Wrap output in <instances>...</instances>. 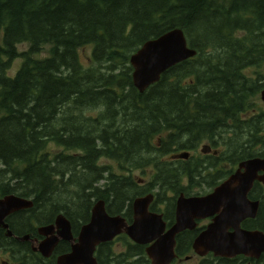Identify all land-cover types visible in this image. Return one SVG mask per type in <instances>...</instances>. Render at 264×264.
<instances>
[{
  "label": "trees",
  "instance_id": "obj_1",
  "mask_svg": "<svg viewBox=\"0 0 264 264\" xmlns=\"http://www.w3.org/2000/svg\"><path fill=\"white\" fill-rule=\"evenodd\" d=\"M227 4L0 0L3 179L15 173L33 188L37 205L53 216L63 213L77 227L89 221L99 200L111 215L130 221L134 199L144 194L134 172L155 168L149 192L157 191L159 175L176 170L163 158L194 143L229 133L231 157L246 156L255 141H264L262 117L243 118L257 94L243 69L264 55V0ZM174 29L185 32L198 55L141 94L133 84L132 55ZM46 46L48 56L36 57ZM88 47L84 65L80 51ZM20 58L21 68L9 77ZM103 159L117 161L125 174L99 166ZM124 240L129 248L115 264H151L144 247ZM110 247H100L99 264H113Z\"/></svg>",
  "mask_w": 264,
  "mask_h": 264
},
{
  "label": "flooded vegetation",
  "instance_id": "obj_2",
  "mask_svg": "<svg viewBox=\"0 0 264 264\" xmlns=\"http://www.w3.org/2000/svg\"><path fill=\"white\" fill-rule=\"evenodd\" d=\"M225 1L230 6L229 4L233 0ZM247 65L251 67L243 69V75L245 74L257 86L255 98L259 101L260 113L258 116L262 117L264 123V103L262 101V93L264 92V55L247 61L245 66ZM9 77L11 76L9 75ZM248 114L249 112L245 116ZM259 135L264 136V132ZM229 136L228 133V138ZM228 138L218 137L213 141L205 140L200 144L194 143L190 150H181L165 156L163 162L170 161L175 163L176 170L159 175L160 182L157 191L149 192L153 186L152 178L158 175L155 168L138 180H135V176H133L137 188L144 190V194L136 198L153 194L154 201L150 207V212L162 215L167 231L177 222V209L180 200H183V202L190 200L197 204V207L186 206L182 211V217L185 218V222H192L195 226L193 229L184 230L176 237L177 257L172 264H192V262L194 264H264V252L258 257L238 255L234 258H225L215 256L214 253L201 257L194 250L196 240L221 217L226 216L224 221L226 234L235 232L231 225L236 222L237 218H230L228 212H226L229 209H231L233 214L242 217L241 230L256 232L264 236V181L255 179L251 182L245 177V171L242 170V177L233 181L228 189H223V193L219 192L221 187L236 175L241 163L252 159H264V141H255L246 156L234 159L230 155ZM204 147H209L210 149L204 152ZM185 152L190 154L188 159H173L174 156ZM187 166L189 170H183ZM3 169H5L4 166L0 164V170ZM14 174L12 172L8 179L4 180L2 177L3 172L0 171V189L2 188L1 193L4 194H0V200L14 195L21 199L33 201L34 205L31 208L14 212L7 216L5 223L8 224L9 230L0 226V264H58L60 256L72 252V245L78 242L82 227L90 221L91 217L88 222H82L75 227L72 221L63 213L53 216L52 213H48L45 205L36 204L35 198L31 195L33 188L27 187L24 184V179ZM257 175L258 177H264V171L258 172ZM149 177L150 181L146 179ZM168 179L170 180L168 181ZM246 189H248L247 192ZM238 195L242 196L237 197ZM253 206L255 210L252 209ZM237 210L239 214H236ZM61 214L70 221L75 240L73 243L60 240L53 255L50 258H45L36 251L38 245L46 240V237L41 233V229L54 225L57 217ZM133 219L132 206V218L129 224H132ZM8 231H11L13 235L8 237ZM26 237H28L27 240ZM215 238L219 237L216 235ZM120 239L124 240L125 237L122 235L117 237L111 243V246ZM180 244L184 245L182 250H179ZM101 246L96 250L97 261ZM116 255L118 254L114 253L111 258V263L113 264L116 263Z\"/></svg>",
  "mask_w": 264,
  "mask_h": 264
},
{
  "label": "water",
  "instance_id": "obj_3",
  "mask_svg": "<svg viewBox=\"0 0 264 264\" xmlns=\"http://www.w3.org/2000/svg\"><path fill=\"white\" fill-rule=\"evenodd\" d=\"M198 51L192 48L182 29L171 30L160 37L146 42L130 59L133 68V84L141 93H145L150 87L158 84L162 76L177 65L193 59ZM264 103V92L262 93ZM210 148L204 147V152ZM189 153L176 155L173 159H188ZM245 177L251 182L255 179L264 181V177H258V172L264 171V159H252L240 164L239 170L221 189L226 190L233 181ZM248 189H246L247 192ZM245 192V193H246ZM238 195L237 197H241ZM154 201L152 194L137 198L133 201L134 219L130 225L126 218L117 215L111 216L104 200H99L92 209L89 223L85 224L78 236V242L72 245V252L58 258V264H98L95 257L96 250L103 244L110 243L122 234H125L136 245L146 246V255L151 264H172L176 258V237L186 229H193L194 224L185 222L182 211L186 206L197 207L190 200H180L177 209V222L168 231L162 215L151 213L150 206ZM194 203V204H193ZM34 205L33 201L21 199L17 196H7L0 200V226L9 230L5 223L7 216ZM252 209L255 210L253 206ZM230 218H237L231 228L235 230L232 234H226L224 221L226 216L221 217L194 243V250L201 257L214 253L215 256L234 258L238 255L258 257L264 252V236L256 232L241 230L242 217L235 215L229 209ZM239 211L237 210L236 214ZM241 213V211H240ZM200 217V216H199ZM46 237L45 242L38 245L36 251L43 257L50 258L55 252L60 240L73 243L70 221L59 215L54 225L41 229ZM8 231L7 236H12ZM219 238H215V236ZM28 237H26V240Z\"/></svg>",
  "mask_w": 264,
  "mask_h": 264
},
{
  "label": "rangeland",
  "instance_id": "obj_4",
  "mask_svg": "<svg viewBox=\"0 0 264 264\" xmlns=\"http://www.w3.org/2000/svg\"><path fill=\"white\" fill-rule=\"evenodd\" d=\"M188 43H189V45H191L190 43H191V41L188 39ZM28 49V45H20L19 47H18V50L20 51V52H23V51H26ZM49 49H50V47L49 46H46L45 47V49L43 50V52H41L39 55H36V57H38V58H44V57H46V56H48V51H49ZM91 52H92V49L91 48H85V49H82L81 51H80V58H81V62L84 64V65H87V64H89V60H90V57H91ZM22 63H23V61H22V59L20 58V59H17L13 64H12V66H11V69L9 70V75L11 76V77H14L15 75H16V73L19 71V69L21 68V66H22ZM252 101H253V104H252V107H251V109H249L250 111H249V114L247 115V116H243V118L244 119H249V118H253V117H256V115L258 116V114L260 113V108H259V101L256 99V98H252ZM260 136V135H259ZM260 137H264V136H260ZM58 153L59 151H55L54 153ZM163 160H164V158H163ZM167 160V159H166ZM99 166H101V167H107V168H109L111 171H113V173H115L116 175L118 174V175H123V174H125V173H123L122 171H121V169L119 168V165H118V163H117V161H114V160H107V159H103V160H101L100 161V163H99ZM152 169L153 168H151V169H146L145 170V172L146 173H150L151 171H152ZM144 172H142L141 170H139V171H135L134 172V176H135V180H138V179H140V178H142V177H144V175L146 174H143ZM126 175H128V174H126ZM146 179H148L149 181H150V177L149 178H146ZM104 183L105 182H102L101 184H100V186H103L104 185ZM127 249H128V245H127V242H126V240H122V239H120V240H118L115 244H113L110 248H109V250H112L115 254H123V253H126L127 252ZM181 264H183V263H181ZM185 264V263H184ZM188 264V263H187ZM190 264V263H189ZM192 264H194L193 262H192Z\"/></svg>",
  "mask_w": 264,
  "mask_h": 264
}]
</instances>
